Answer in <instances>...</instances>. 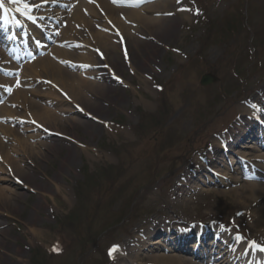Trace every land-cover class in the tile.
I'll return each mask as SVG.
<instances>
[{
    "label": "rangeland",
    "instance_id": "obj_1",
    "mask_svg": "<svg viewBox=\"0 0 264 264\" xmlns=\"http://www.w3.org/2000/svg\"><path fill=\"white\" fill-rule=\"evenodd\" d=\"M192 1L178 0L176 6L169 7L173 22L167 24L168 31L143 29L142 38L127 42L126 54L118 47L108 53L118 81L111 83V92L97 93V99L84 104L91 118L63 117L74 118L81 125L73 127L65 121L60 126L61 136L40 141L47 146L43 156L19 165L24 173L3 176L7 188L21 198L12 199L2 210L0 264H116L109 249L118 245V252L122 251L131 238L156 230L158 222L167 218L181 219L186 228L206 227L213 219L234 231L242 225L251 238L264 241V228H254L251 222L264 201H249V211H243L231 187L212 188L208 181L199 185V175L186 189L187 195L177 191L198 155L205 158L221 146L215 139H225L242 119L241 109L264 99V0H248L251 8L246 11L244 0H198L195 10ZM228 14L236 24L222 22ZM246 17L257 37L245 41L249 47L244 43L243 49L240 41L246 38ZM219 35L223 39L215 37ZM195 60L205 63L197 69L199 61ZM202 71L217 75L219 83L199 88ZM47 75L42 73L43 78H49ZM244 90L250 95L247 102ZM226 107L229 111H223ZM162 108L169 111L167 119L157 114ZM46 109L52 114L56 111L52 106ZM149 118L159 125L154 126ZM161 125L163 133L157 132ZM173 136L177 144L170 138ZM29 144L35 143L30 140ZM152 148L158 150L152 157L159 155L162 161L151 158L148 151ZM172 161L176 164L172 175L162 178ZM116 168L129 173L119 175ZM131 175H137L138 181L134 178L128 190L118 195L120 190L109 185L108 194L100 196L99 183L118 176L122 183ZM138 186L136 195L130 197ZM87 196L88 202L94 203L92 209L80 208ZM243 214L244 220L238 224ZM111 217L116 222L105 228L104 219L111 223ZM161 226L166 227L165 222ZM68 234H75L71 243ZM158 237L153 241L158 242ZM79 241H83L84 251ZM54 252L66 258H57ZM127 253L124 264H149V259L142 257L145 252L137 258L133 248Z\"/></svg>",
    "mask_w": 264,
    "mask_h": 264
},
{
    "label": "bare ground",
    "instance_id": "obj_2",
    "mask_svg": "<svg viewBox=\"0 0 264 264\" xmlns=\"http://www.w3.org/2000/svg\"><path fill=\"white\" fill-rule=\"evenodd\" d=\"M37 0H34L36 2ZM92 2L98 1V0H91ZM124 2H128L130 4H139V0H121ZM176 0H162L161 2H158L153 5H149L142 10L135 11V10H126V11H117L116 9H113L110 7L107 3H101V7L105 9L108 12V18L107 21L108 26L105 29V32L99 33L98 31H95L92 27L91 21L88 19H84L79 22L77 18L72 19V22L77 24L74 27L69 25V29L64 33L63 39L66 41V47L73 46V51H62L60 49L52 50L50 57L48 60H42L38 62V65H45L48 69L46 73H48V76L51 78L48 79L52 81L49 84V95L48 97L41 96L37 92H30L32 96L37 98L39 101H42L45 103V99L50 100V104L53 107L61 108L60 111H57L55 114L48 112L47 110L41 109L38 105L39 102L33 101L29 102L28 96L29 94L26 93V95H22L23 91H20L16 94L14 98H11L7 102V106L11 104L12 106H22L20 107L23 110H26L27 118L31 122H35L39 125V127H42L41 130H46L52 133L53 135L61 134L60 132V126L65 123H70L73 127L80 126V122L77 120H74V118H70L68 120L63 119L61 115L64 116L70 115L74 116L76 118L79 117H85L90 115V112L86 111L84 108V104H88L90 101V98H95V95L97 93L99 94H106L111 92V84L108 83L112 80H109L105 75L103 71L98 73L97 75L91 74V72H87L85 70H96L98 69V61L102 57L106 59V64H108V52L115 50L117 48V45L120 42H117L114 38L115 32L121 37V42L125 43L126 39L128 38L131 41H134V35L140 33L143 31V29H150L152 32L161 33L162 29L164 31L169 30V26L167 24H170L173 22L172 19H167L163 17H159L157 19L147 17L146 13H162L164 10L172 9L173 5H175ZM4 3V1H3ZM170 7V8H169ZM13 8V7H12ZM86 8V7H84ZM83 8V9H84ZM1 9V8H0ZM9 9H6L7 14H4L7 16V19L10 16ZM85 11V10H84ZM124 13V16L126 20L119 19L116 17V14ZM19 14V13H17ZM83 16V15H82ZM91 17V16H90ZM86 18V17H85ZM11 23L6 22V24L9 26ZM10 26L14 27H20L16 23H12ZM81 26L80 31L78 32L77 27ZM13 28V29H14ZM30 28V27H29ZM134 30L133 35H129V32ZM84 31V33H82ZM64 32V31H63ZM130 36V37H129ZM144 36V35H143ZM33 39L30 41V44H33ZM99 50V51H97ZM76 52H80L81 54H76ZM70 60L69 68L61 67L55 64L52 60ZM78 63V64H73ZM69 64V63H68ZM73 66L80 67L79 70H84L83 73H75L73 72ZM103 65V64H102ZM109 67V66H108ZM110 71L111 68L109 67ZM109 71V72H110ZM91 74V75H90ZM89 78H98L102 80V83L96 82V81H90ZM42 79V78H40ZM47 83V82H46ZM28 94V95H27ZM57 94L58 96H63V99L59 97L58 100L52 99L55 98ZM97 99V97L95 98ZM93 103V102H91ZM258 105L256 108H251L249 106H244L241 109L242 118L245 117V120L242 119L240 123L238 124V128H236L235 131H231L228 134V138L225 141L224 147H229V145L232 144V140L235 138L236 132H241L242 127L247 123L248 118L249 120H256L259 118H264L262 111H260L259 107H264V99H260L258 102ZM63 107H66L63 109ZM79 108L77 111H73V108ZM34 110V111H33ZM63 110V112H62ZM92 111V110H91ZM16 112V111H15ZM13 110L8 109V112H6V117H4V120H20L18 117L19 115L15 113ZM93 112V111H92ZM15 114V117H14ZM51 114V115H50ZM14 117V118H13ZM92 127V126H90ZM245 129L254 130V127H250L249 124L244 126ZM43 131V132H44ZM40 132V131H39ZM55 132V133H54ZM42 133V132H41ZM0 229L2 228V220L4 219V214L2 213V210L4 211L6 207H8V204L12 201V199H20L21 197L14 195V193L7 188L6 184V178H3V176H10L13 177L15 174L24 173L23 169L19 166L23 162H27L35 158V156H43L42 152L45 151V148L47 147L45 143L40 142L41 135L38 134V136H31L26 137L22 136L20 131L13 132L11 131V127L9 129H6L5 127L0 126ZM247 133H240L242 135L241 141L245 139L246 136H244ZM45 139V137H43ZM32 140L35 144L30 145L29 142ZM52 141L50 140L51 144ZM214 143H220L218 141H215ZM239 144H235L234 146L237 148V151L239 150H247L252 149L254 147H244L241 146L239 149ZM72 146H75V143L72 144ZM80 146V145H79ZM238 154V152L236 153ZM249 153L246 152L245 155H248ZM216 154L212 157V159H215ZM199 160V159H198ZM200 161H198L199 165ZM215 165L219 167H223L221 161L215 160ZM204 166V165H203ZM191 167H196L195 162L192 164ZM201 168V167H200ZM196 170H191L189 172H192V174ZM192 174L189 175L191 178ZM260 174L264 177V169L263 171H260ZM258 173V176L260 175ZM185 180H183L181 183L177 185V191L182 190L186 193V189L190 187V177L185 176ZM230 179V177H224L221 176V180H219L222 183V180ZM20 178H17L15 181H19L21 184L22 181H20ZM234 180H236L234 178ZM9 183V181H8ZM10 184H12L10 182ZM53 184V182H51ZM225 184V183H223ZM244 185L240 188L235 187L232 189L231 193L232 195L236 196L237 201L239 202V207H242L243 211H249L250 204H248L249 201H252L251 204L254 202H260L261 200H264V184H255L250 183L248 180H245ZM5 185L4 187H2ZM184 189V190H183ZM181 192V191H179ZM256 217L253 218L251 221L253 224L252 226L254 228L260 227L264 228V206H262L261 210L256 212ZM178 221L177 223L182 222L181 219L176 218ZM242 220V219H241ZM244 220V219H243ZM164 232V230H162ZM165 232H169V230H165ZM194 233L196 235H201L204 233L203 230H195ZM157 234V232H156ZM181 235V237H185L187 235H192L193 232L189 233H178ZM183 234V235H182ZM263 236V235H262ZM152 237L149 236V234H139L131 238L129 247H126L127 250L130 248H133V252L136 253L135 257L137 258V255L140 254L141 251H148L153 250V247L151 245H154L153 243H149ZM224 239V238H223ZM237 241V240H236ZM232 243L231 240L224 241V243ZM157 243L156 245H158ZM229 244L226 246L227 251H230ZM234 250L237 254L234 253ZM124 253H127V251L124 249ZM232 254L244 256L247 259V256L252 253L251 249H248L247 247L244 248V244L238 242H235V246L231 250ZM143 254V253H142ZM149 264H192L187 261L182 260V258L174 256V257H167L164 255H151L149 254ZM143 257V255H142ZM237 258V257H236ZM253 259H255L253 257ZM123 260H127L125 258H122L119 256V254L116 255L114 261H116V264H124ZM239 260V259H238ZM240 261V260H239ZM217 264H229L228 260L224 261H218ZM246 263V262H244Z\"/></svg>",
    "mask_w": 264,
    "mask_h": 264
},
{
    "label": "snow or ice",
    "instance_id": "obj_3",
    "mask_svg": "<svg viewBox=\"0 0 264 264\" xmlns=\"http://www.w3.org/2000/svg\"><path fill=\"white\" fill-rule=\"evenodd\" d=\"M13 2H15V0H13ZM113 2H116V0H113ZM37 5H29V4H27V3H25V8H32V7H36ZM3 7V0H0V8H2ZM200 13H199V11L197 10V15H199ZM29 19H32V17L31 16H29ZM97 51H99V50H97ZM9 91H11V88H9ZM237 239H239V240H243V237L242 236H239V237H237ZM251 243V245L253 246V247H255L258 251H262V252H264V245H260V244H258L256 241H251L250 242ZM58 250V249H57ZM119 251V246L118 245H114L111 249H109V256L111 257V258H113V259H115V254L117 253Z\"/></svg>",
    "mask_w": 264,
    "mask_h": 264
},
{
    "label": "trees",
    "instance_id": "obj_4",
    "mask_svg": "<svg viewBox=\"0 0 264 264\" xmlns=\"http://www.w3.org/2000/svg\"><path fill=\"white\" fill-rule=\"evenodd\" d=\"M83 208L86 209V208H88V207L84 206ZM90 208H91V207H90ZM91 209H92V208H91ZM91 209H89V210H91ZM123 210H125V209H123ZM94 212L96 213V210H95ZM90 213H91V212H90ZM92 213H93V212H92ZM95 213H94L93 217H95ZM124 214H125V216H126V212H124ZM93 217H91V218H93ZM113 218H115V216H113ZM113 218L111 217V219H110L111 222H112V221H116V220L113 219ZM107 221H109V220H106V221H105V219H104V223H103V224L106 225V226H108V224H109ZM87 233H88V232H86V234H87ZM43 264H45V261L43 262ZM47 264H48V263H47Z\"/></svg>",
    "mask_w": 264,
    "mask_h": 264
},
{
    "label": "water",
    "instance_id": "obj_5",
    "mask_svg": "<svg viewBox=\"0 0 264 264\" xmlns=\"http://www.w3.org/2000/svg\"><path fill=\"white\" fill-rule=\"evenodd\" d=\"M212 79L211 78H204L203 81H202V84L203 85H208L210 83H212Z\"/></svg>",
    "mask_w": 264,
    "mask_h": 264
}]
</instances>
